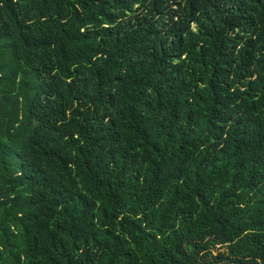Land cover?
<instances>
[{
	"label": "trees",
	"instance_id": "16d2710c",
	"mask_svg": "<svg viewBox=\"0 0 264 264\" xmlns=\"http://www.w3.org/2000/svg\"><path fill=\"white\" fill-rule=\"evenodd\" d=\"M0 264H264V0H0Z\"/></svg>",
	"mask_w": 264,
	"mask_h": 264
}]
</instances>
